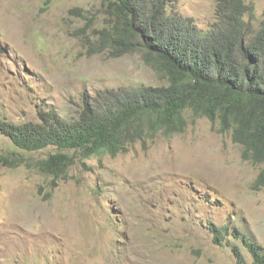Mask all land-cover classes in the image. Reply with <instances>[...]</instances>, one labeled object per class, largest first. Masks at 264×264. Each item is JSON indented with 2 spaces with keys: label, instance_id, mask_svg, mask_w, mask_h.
Returning <instances> with one entry per match:
<instances>
[{
  "label": "rangeland",
  "instance_id": "obj_1",
  "mask_svg": "<svg viewBox=\"0 0 264 264\" xmlns=\"http://www.w3.org/2000/svg\"><path fill=\"white\" fill-rule=\"evenodd\" d=\"M220 1L174 7L208 32ZM250 3L263 16L264 0ZM102 9L103 0H0V120L39 123L41 112H56L74 122L101 93L167 85L140 55L89 53ZM186 117L185 132L77 161L66 180L34 168L55 147L23 151L32 166H0V264H237L231 248L214 244L211 224L264 247V187L253 188L264 164L244 161L218 124ZM10 152L21 151L0 132V156Z\"/></svg>",
  "mask_w": 264,
  "mask_h": 264
},
{
  "label": "trees",
  "instance_id": "obj_2",
  "mask_svg": "<svg viewBox=\"0 0 264 264\" xmlns=\"http://www.w3.org/2000/svg\"><path fill=\"white\" fill-rule=\"evenodd\" d=\"M175 2L103 0L105 25L89 39L91 54L140 55L167 85L101 93L74 122L56 112H41L39 123L0 120V132L21 151L0 156V166H32L24 152L55 147L58 152L34 168L66 180L77 161L86 165L93 157H117L159 133L171 137L185 132L187 111L218 124L221 134L231 133L243 148L244 161L263 165L264 14L258 18L250 0H221L218 21L205 32L177 12ZM74 12L90 20L84 9ZM262 187L264 170L253 185ZM210 231L215 245L232 249L237 264L250 263L231 238L248 250L253 264H264V247L240 229L211 224Z\"/></svg>",
  "mask_w": 264,
  "mask_h": 264
},
{
  "label": "clouds",
  "instance_id": "obj_3",
  "mask_svg": "<svg viewBox=\"0 0 264 264\" xmlns=\"http://www.w3.org/2000/svg\"><path fill=\"white\" fill-rule=\"evenodd\" d=\"M245 234V233H244ZM242 244V243H241ZM260 244V243H259ZM243 246V245H242ZM241 247V246H240ZM244 247V246H243ZM242 248V247H241ZM242 250H243V248H242ZM248 251V250H247ZM245 255V254H244ZM252 257V256H251ZM253 259V258H252Z\"/></svg>",
  "mask_w": 264,
  "mask_h": 264
}]
</instances>
